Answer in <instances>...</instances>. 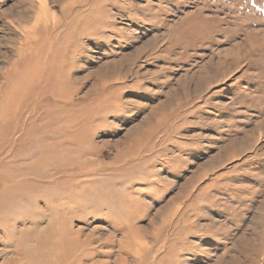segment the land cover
<instances>
[{
  "label": "rangeland",
  "instance_id": "rangeland-1",
  "mask_svg": "<svg viewBox=\"0 0 264 264\" xmlns=\"http://www.w3.org/2000/svg\"><path fill=\"white\" fill-rule=\"evenodd\" d=\"M0 264H264V0H0Z\"/></svg>",
  "mask_w": 264,
  "mask_h": 264
}]
</instances>
